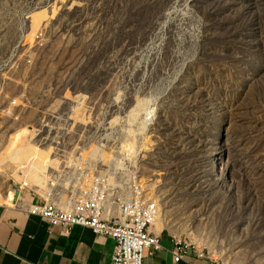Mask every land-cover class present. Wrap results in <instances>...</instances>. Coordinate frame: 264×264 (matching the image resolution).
<instances>
[{
	"label": "rangeland",
	"instance_id": "1",
	"mask_svg": "<svg viewBox=\"0 0 264 264\" xmlns=\"http://www.w3.org/2000/svg\"><path fill=\"white\" fill-rule=\"evenodd\" d=\"M25 28L32 62L2 76L28 108L0 120V193L12 177L42 186L43 131L64 154L135 168L155 233L264 264V0H0V64Z\"/></svg>",
	"mask_w": 264,
	"mask_h": 264
},
{
	"label": "built area",
	"instance_id": "2",
	"mask_svg": "<svg viewBox=\"0 0 264 264\" xmlns=\"http://www.w3.org/2000/svg\"><path fill=\"white\" fill-rule=\"evenodd\" d=\"M45 24L36 33L32 49L42 42L48 29ZM26 37L25 28L20 31L8 57L0 64V120L17 122L21 111L28 108L23 90L12 92L2 86L15 83L10 77L2 76L8 70L17 69L21 56L23 63L32 62L28 53L24 54ZM26 51L29 52V48ZM79 98L75 97L76 101ZM80 100L79 106L85 112L87 108L83 105V97ZM47 136L43 135V131L38 132L35 143L47 145L52 150L49 157L53 168L44 177L42 186L30 185L26 179H8L16 196L15 207L40 218L51 227H58L62 236H67L77 226L89 229L97 237L109 238L114 244L110 264H143L145 251L150 256L160 252L163 248L160 236L152 230L158 207L138 171L128 166L125 171L117 173L112 168H104L84 153L73 151L64 154L62 146L49 141ZM93 140L91 144L83 141L77 150L96 147L97 138ZM26 191L32 194L30 201L24 198ZM170 242L174 263L193 254L196 258L223 264L209 251L186 239L172 237Z\"/></svg>",
	"mask_w": 264,
	"mask_h": 264
},
{
	"label": "crops",
	"instance_id": "3",
	"mask_svg": "<svg viewBox=\"0 0 264 264\" xmlns=\"http://www.w3.org/2000/svg\"><path fill=\"white\" fill-rule=\"evenodd\" d=\"M24 198L30 201L31 192L26 191ZM15 206L16 196L9 186L0 193V264H110L114 244L109 238L77 226L62 236L58 227ZM159 236L162 250L153 256L145 251L143 264H214L193 254L174 263L170 238Z\"/></svg>",
	"mask_w": 264,
	"mask_h": 264
},
{
	"label": "bare ground",
	"instance_id": "4",
	"mask_svg": "<svg viewBox=\"0 0 264 264\" xmlns=\"http://www.w3.org/2000/svg\"><path fill=\"white\" fill-rule=\"evenodd\" d=\"M33 135H34V130L31 132V135H30L29 139H30ZM34 147H35L36 150H42V151H45V152L48 154V150H43V149L37 148L36 146H34ZM52 164H53V162L51 161V158L48 157V160H47V163H46V169H45V171H44L42 174H44V173L48 170L49 166L52 165ZM43 177H45V176H43ZM41 178H42V175H41ZM42 179H44V178H42ZM154 219H155V218H154ZM153 221H154V220H153Z\"/></svg>",
	"mask_w": 264,
	"mask_h": 264
}]
</instances>
